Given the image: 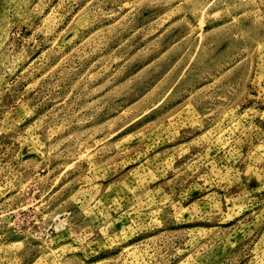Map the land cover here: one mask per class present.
Segmentation results:
<instances>
[{"label": "rangeland", "instance_id": "rangeland-1", "mask_svg": "<svg viewBox=\"0 0 264 264\" xmlns=\"http://www.w3.org/2000/svg\"><path fill=\"white\" fill-rule=\"evenodd\" d=\"M0 264H264V0H0Z\"/></svg>", "mask_w": 264, "mask_h": 264}]
</instances>
